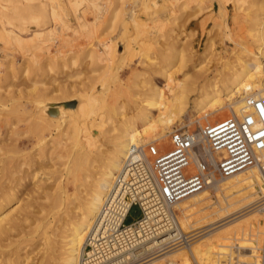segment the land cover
<instances>
[{"label":"bare ground","instance_id":"bare-ground-1","mask_svg":"<svg viewBox=\"0 0 264 264\" xmlns=\"http://www.w3.org/2000/svg\"><path fill=\"white\" fill-rule=\"evenodd\" d=\"M26 1L27 4L24 6L19 4V0H3L2 3L3 9L10 7V11L6 12V14L3 13L7 16L6 23L9 26H16L19 31L23 30L25 25L28 27L27 24L33 23V25H43L50 19H52L51 21L57 19L60 10L63 12L65 10V14L68 13L65 0ZM87 1L95 9H102L100 7L101 2L98 0ZM146 1L147 0H142L141 4L145 5ZM150 1L152 3L153 0ZM233 1L237 3V7L243 11L242 18L245 22L246 36L242 39H232L227 26V42L233 44L230 54L231 57L228 56L229 58L221 63L222 67L214 75L207 76L200 85L193 86L192 90L190 89L192 94H194L192 99L188 94L189 92L185 93V87H187L185 83L188 81L184 80L183 82L178 81L176 83L173 72L171 73V71H167L166 68H164L161 71L159 70V74L165 80L164 86L167 89L168 95L165 94V91L161 87L148 82L150 86L148 88L146 86L148 90L143 94L144 96L141 95V98L133 99L134 101L132 100L133 109L131 108V114L127 117H125V115L124 118L121 117L117 119V123L115 125L111 124L110 128L108 127L105 129L103 127L105 130L101 129L102 126L105 125V119H103V114L100 115L104 113V111L98 112V110L105 107L111 112V110L115 108L113 107L115 105H113L114 101H111L112 104L107 101L109 97L108 94L105 96V90H98L96 92L89 90L77 96L76 98L78 99L75 98L76 95L72 97L69 94L71 97H68L65 101L63 100V104H67V106L60 110H57V107L54 106H34L36 109H33V121L30 120L32 122L28 123V125H30L29 127L25 126V129L28 131H25V134L32 132L29 136L31 138V135H33L34 138L33 143L30 141V143H32L31 148L35 146L36 149L42 151V153L45 150V144L48 142V140L46 141V135L49 134L50 136H48L50 139H48L52 143V145L50 144L52 147L49 148H53V151L51 150V155L55 153V155L53 154L55 157L60 155L56 150L59 148L61 141H55L57 138L55 139L53 137L52 131L56 130V134L65 135L66 141L63 143L62 152L69 158V160L68 158L66 160L67 163L64 161L66 165L63 162L65 169L62 168V171H64L65 185L59 186L57 191L53 190L55 192L50 193L44 191L46 186L44 185L45 188H43V178H36L39 173L37 174V171L33 169L34 167L28 164L31 162L35 166L38 163L36 162L37 158L40 157L41 160H38L40 165L37 164V168L40 170L43 168L41 167V163L45 158L44 155H47V152L38 157H36L38 152L33 154L35 158V160H33L30 156L29 158L26 157L24 154L26 152L23 153L21 147L18 148V145H20L22 141L18 144L15 143V150H13L14 147L11 149L14 153L8 150L11 154H6L7 156L5 155L6 158L4 160L5 168H3L6 169L5 174L7 173L6 179L8 182H6L5 186H1L0 189V241L3 237L8 235V232H10L9 230L15 228L14 226L18 223L14 216L13 218L10 217L12 213L9 212L13 210L14 207L8 210L6 209L7 206L17 198L18 189L23 186L25 180H33L36 178L35 186H37L35 188L32 185L35 190L33 188L31 190H34L37 194L43 192V195L51 201V204L52 200L55 202L53 203L56 204V206L54 205L53 207L56 208L60 204L63 206L57 208L54 212L52 211V214L58 215L59 219H62V222L60 221L59 225L52 228V232L50 231V233L46 225H43L45 226L44 228L42 227L43 231L41 233L45 234L43 235V253L41 259L35 264H77L85 236L93 222L98 206L102 204L111 182L120 170L126 153L132 146L144 145L149 142L157 143L156 141L165 140L171 133V131H169L170 125L177 122L178 119L181 122L185 121L181 118L182 114H188L189 117H193L201 113L205 118L210 114L220 112L224 109L229 112V115L240 114L243 112L244 100L246 97H264V67H262V56H264V0ZM218 2L220 3L218 8L221 11L223 9V7H221V0H218ZM68 3H71V1ZM73 3L78 5L81 3V0H75ZM110 3L111 2H109V4ZM145 8H148V4L147 6L145 5ZM129 19L138 30L142 27L143 24H141V19H137L134 13L130 14ZM37 30L33 33V36L40 38L43 30ZM16 36H18L17 33ZM168 50L166 53L168 60H172V58L176 56L180 57V59L183 57L181 48H178V46L173 48L169 47ZM85 52V55L92 58L94 57L93 55H97L96 48H90ZM170 61H168V66L171 64ZM156 72L158 73V71ZM113 77H115L114 73L112 74V78ZM185 78L187 77H184V79ZM39 89H42L41 91L45 90V88ZM38 92H35L36 96L40 93L41 95L43 94L39 90ZM34 95L33 98H37ZM40 97L41 96H38L39 99ZM41 98L45 97L42 95ZM55 98H57V96H55ZM55 98L53 99L55 100ZM1 100L2 99H0V101ZM190 102L192 103L191 105ZM16 108L18 109V107ZM23 111L25 112L26 110ZM28 111H26V113ZM156 111L157 114H155ZM112 113H116V110H113ZM23 118L25 119V117ZM197 123L198 125H202L200 122ZM10 126H12V124ZM27 128L32 131H29ZM8 130L12 135L11 128L6 131ZM93 130L96 132V135H93ZM141 130L145 131L146 134H142ZM103 133H105V135L107 133V135L103 136L102 141H104V137H106L109 143L108 148L105 150L103 148L101 149V145L98 143L100 134L103 135ZM63 136H61V138L64 139ZM151 137L158 138L149 140ZM13 140L16 141L14 138ZM4 144L5 143H3V145ZM9 144L11 145L10 142ZM9 144L8 147L7 145L5 146L8 149L12 146ZM6 148L5 151L7 150ZM1 149L3 150V148ZM19 151L24 154L21 155L22 157L19 155L15 156ZM3 152L2 154L5 153ZM214 156L218 157L219 155L216 153ZM16 160L18 163L13 164V161ZM50 165L51 164H49V166ZM60 165H62V163ZM25 166H32V172L30 174L25 173L30 171H25L23 169ZM39 166L41 168H39ZM3 170L2 172L4 174L5 170ZM55 170L53 168V171ZM57 172L59 171L57 170ZM219 178H225V180L222 181L220 185L218 184L214 190H217V192L223 195H216V200L212 201L211 195L208 193V188L214 184L213 182H217ZM13 179L15 180L13 181ZM213 182L200 191L192 193L172 205V210L175 204L178 210V214L174 213L178 223L177 232L181 236L185 235V238H187L182 245L175 248H167L166 251L154 255L153 252L160 247L162 241L158 239H143L140 249L131 253L130 256L132 259L144 254L150 257L144 259L145 257L142 256L140 259H135L131 264H260L259 249L262 243V232H264V227L262 226H264V222H262V219L259 217L257 210H264L260 204L264 203L261 202V198H264V177H262L257 166L254 165L229 176L216 177ZM68 184L72 185L73 189L70 193L68 192ZM35 192H32V194ZM33 196L35 197V195ZM23 197L20 196L19 199L21 200ZM50 198L52 200H50ZM19 199L17 198V200ZM31 200L32 199H30V201ZM45 202H47V200H45ZM255 203L258 204L254 206ZM252 205L253 207H250ZM20 206L21 205H19V207ZM249 207L250 209H248ZM25 209H27V207H25ZM24 211L26 212V210ZM24 214L26 215V213ZM17 217L16 215V218ZM262 217H264V214H262ZM20 218H23V216ZM20 218L18 217L20 220L19 223L22 222ZM18 225L19 224H17V226ZM18 256L19 255L13 258L11 256H0V264H24L27 262V255H22L21 258H18ZM142 259L144 260L142 261ZM125 260L128 259L125 258Z\"/></svg>","mask_w":264,"mask_h":264},{"label":"rangeland","instance_id":"rangeland-1","mask_svg":"<svg viewBox=\"0 0 264 264\" xmlns=\"http://www.w3.org/2000/svg\"><path fill=\"white\" fill-rule=\"evenodd\" d=\"M69 1H71V3H68ZM98 1L102 4L99 3L102 8L100 10L92 7L87 0H81V3L78 5L73 3L75 0H65L66 8L68 9H66L68 11L67 14H65V10L64 12L60 10L57 19H53V21L50 19L44 23L45 25H33V23H31L32 26L31 24H27L28 27L25 25L23 30L19 31L16 26H9L6 23L7 16L4 14L10 11V7L3 9V0H0V99H2L0 101V166H2L0 167V171L2 172L5 168L4 160L8 153H14L13 150L16 148L15 143L18 144L22 141V144L20 143L18 148L21 147V151L23 153L26 152L24 153L26 157L29 158L30 156L33 160H35L33 154L38 152L36 156L38 157L47 152L50 158L46 154H43L45 156L41 163V167L43 168L39 166L42 170L37 168V166L40 165V157L37 158L36 161L38 165L36 164L34 166L31 162L28 164L34 167L33 169L37 171V174L39 173L36 178H43V186H46V188L45 186L43 188H45L44 191L46 192H55L59 189V186L65 185L64 171H62V168L65 169L66 164L64 161H66L68 157L62 152V147L66 140L65 135L56 134V130L52 131L53 137L55 139L57 138L54 140L62 142H60V146L56 150L60 154L58 157L54 156L55 153L51 155V150L53 151V148H49L52 147L50 146L52 143L49 140V134L46 135L47 138L45 137L48 142L45 144L43 153L36 149L35 146L31 148L34 138L33 135H31V138L29 137L32 132L25 134V131H27L25 128L29 127L30 125H28V123L33 121L32 113L34 112L33 109H36L34 106H54L57 107V110H60L67 106V104L63 103L68 97H74L76 95V98L83 92L89 90L94 92L105 90V96L108 94L109 97L107 101L109 103L114 101L113 105H115L113 107L115 108H113V110H116L114 114L112 113L113 110L110 112V110L108 111L105 107L98 110V112L104 111V113L100 114H103V119H105V125L102 126L101 129H107L111 127V124L115 125L117 119L121 117L124 118L125 115V117H127L131 114L133 101L144 96L143 94L148 90L146 86L148 88L150 84L154 83L161 87L165 91V94L168 95L167 89L164 86L165 80L159 74L164 68H166L167 71H171V73L173 72L176 83L178 81H188L185 83L187 86L185 87V93L189 92L188 94L192 99L194 96L191 92L193 86L200 85L207 76L214 75L222 67L221 63L229 58L228 56H230L232 52L231 48H233V44L227 42V26L232 39H242L246 36L245 22L242 18L243 11L237 7V3L233 0H221V7H223L221 11L218 8L220 6L218 0H153L152 3L154 1L156 2L153 3L154 6L150 0H147L145 5L147 6L148 4V8H145V5L141 4L142 0ZM109 2H111L112 5L111 3L109 4ZM19 4L24 6L27 4V1L19 0ZM131 13H134L137 19H141L140 21H142L141 24L143 25L139 30L129 19ZM37 29L40 31L43 30L40 38L33 36V33ZM16 33L18 36H16ZM177 46L181 48L183 57L180 59V57L176 56L173 57L172 60L170 59L171 61L168 60L166 55L167 50L169 47L173 48ZM90 48H96L97 50V55H93V58L85 55V51ZM168 61L171 63L169 66ZM156 71H158V73ZM113 73L115 77L112 78ZM184 77L187 78L184 79ZM39 88H45V90L41 91L42 89L40 90ZM38 90L43 93L42 95L45 98H41L42 95L41 93L38 94ZM35 92H38L37 94L41 96V100L36 96ZM33 95L39 100L33 98ZM55 96H57V98H55ZM52 97L55 98V100ZM191 104L190 102V105ZM15 106L18 107V109ZM23 110L29 111L26 113V111L24 112ZM155 114H157V111ZM28 115L31 116L29 117ZM228 115L229 112L226 109L210 114L205 118L201 113L193 117H189L188 114H182L181 118L185 121L181 122L178 119L177 122L170 125L169 131H172L180 124L187 125V127L193 129L198 125L197 122L201 124L213 123ZM22 116L25 117V119ZM11 124L13 127L10 126ZM9 128H11L12 135L9 130L6 131ZM29 131L32 130L29 129ZM141 133L144 135L146 134L145 131L142 130ZM93 135H96L94 130ZM106 135L103 133V135L100 134V137L98 136L99 139L97 138L98 143L101 145V149L103 148L104 150L109 146L106 137H104V141H102L103 136ZM4 136L7 137L5 138ZM61 136H63L64 139L61 138ZM13 138L16 139V141L13 140ZM151 138H149V140L158 137ZM166 139L156 141L163 150L169 149L170 147L169 137H166ZM30 141L32 143H30ZM3 143L5 144L3 145ZM8 144L11 146L9 149L5 147L6 145L8 147ZM13 147L14 149L11 150ZM1 148H3V150ZM8 150L10 152H8ZM2 152L4 154H2ZM22 152L19 151L17 155H12H19L22 157L21 155H24ZM61 156L64 157L62 158ZM55 159L59 162H56ZM17 163V160L13 161V164ZM61 163L62 165H60ZM49 164L51 165L49 166ZM52 165L54 170L57 168L55 171H53ZM32 166L23 167L25 171L30 170L25 173L30 174L32 172ZM4 170V174L0 172V189L1 186H5L6 182H8L6 179L7 173L5 174L6 169ZM57 170L59 172H57ZM36 178L33 180L27 179L28 181L25 180L23 186L18 189L17 198L19 199L20 196H26L21 198V200L15 198L12 201L13 203L11 202L10 205L7 206L6 209L8 210L14 207L13 210H11L14 212L10 211L9 213H12L10 217L13 218L14 216L18 223H16L14 226L15 228L9 230L10 232H8V235L3 237L0 241L1 257L11 256L13 258L19 255L20 257L18 256V258H21L22 255H27V262L24 264H35L42 257V249L44 247L43 235H45L41 233L45 227L43 225H46L50 233L52 228L59 225L60 221L62 222V219H59L58 215L52 214V211L54 212L63 205L60 204L55 208L53 206H56V204H54L55 202L51 198L50 200H52L53 205L51 201L43 195V192L37 194L34 191V187L36 188L37 186H35ZM14 180L15 179H13V181ZM224 180L225 178H219L217 182H213L214 184L209 187L210 189L208 188V193L211 195L212 201L216 200V195H223L214 189ZM32 188L34 190H31ZM72 190V185L68 184V192L70 193ZM32 192L35 193L32 194ZM30 199L32 200L30 201ZM45 200H47V202H45ZM261 202H264V198H261ZM257 204L258 203H255L254 206ZM19 205L21 206L19 207ZM25 207H27V209H25ZM250 207H253V205ZM250 207L248 209H250ZM24 210H26V212ZM173 210L175 214H178L176 204ZM24 213H26V215ZM257 213L262 219V211L258 209ZM16 215L19 218L23 216V218H20L22 222L19 223L20 220L18 217L16 218ZM139 216V207L136 205L132 206L126 217L125 224L137 220ZM17 224L19 225L17 226Z\"/></svg>","mask_w":264,"mask_h":264},{"label":"built area","instance_id":"built-area-1","mask_svg":"<svg viewBox=\"0 0 264 264\" xmlns=\"http://www.w3.org/2000/svg\"><path fill=\"white\" fill-rule=\"evenodd\" d=\"M169 143L166 150L154 142L128 150L98 206L77 264H131L142 256L147 259L146 254L130 256L140 249L143 239L162 241L154 255L181 246L187 238L177 232L174 203L210 185L216 177L254 165L264 177V97H246L242 113L213 123L193 129L180 124L169 134ZM134 205L140 216L125 224ZM259 252L260 264H264V232Z\"/></svg>","mask_w":264,"mask_h":264}]
</instances>
